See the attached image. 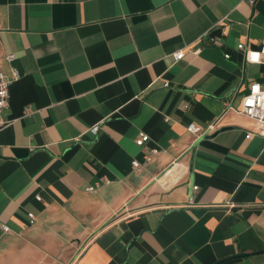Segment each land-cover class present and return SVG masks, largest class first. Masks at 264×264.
I'll list each match as a JSON object with an SVG mask.
<instances>
[{
  "label": "crops",
  "instance_id": "1",
  "mask_svg": "<svg viewBox=\"0 0 264 264\" xmlns=\"http://www.w3.org/2000/svg\"><path fill=\"white\" fill-rule=\"evenodd\" d=\"M237 45L264 0H0V264H264V138L235 111L264 64Z\"/></svg>",
  "mask_w": 264,
  "mask_h": 264
},
{
  "label": "built area",
  "instance_id": "2",
  "mask_svg": "<svg viewBox=\"0 0 264 264\" xmlns=\"http://www.w3.org/2000/svg\"><path fill=\"white\" fill-rule=\"evenodd\" d=\"M238 2H245L249 5L253 4L255 0H237ZM206 40L210 45H217L219 43L218 39H214L212 37L207 36V34H203L198 40ZM236 49L244 54L245 61L249 64H264V45L260 46L258 49L250 50L245 49L242 45H237ZM197 50H194L193 53H196ZM183 51L179 50L172 54L173 61H178L182 58ZM228 54H224L223 58L228 59ZM12 58L10 55L6 56V60L10 61ZM10 82L5 78L4 74L0 71V128H3L6 123L2 120L1 114L7 108L8 104V86ZM166 85V84H165ZM227 109H231L227 106ZM239 115L244 116L250 120H252L257 128V134L264 138V89L261 88L257 83L250 84L247 87L246 93L242 96L240 100V105L237 110H235ZM214 124L206 126L203 130L199 127L188 124L184 127V130L189 134L193 135L195 138L205 135L209 132ZM92 132H96L97 127L93 126L90 128ZM148 140V137L139 133L137 138L134 141V144L137 147H142L143 144ZM150 155L156 154V150H150ZM150 156H144V160L148 161ZM131 167L134 170H137L139 164L136 161L131 162ZM97 187V184H93L90 186H86L84 191L87 193L93 192ZM192 191L196 190V186L191 187ZM193 203L192 198L187 196L186 205L190 206ZM34 222V217L32 214H27V224L31 225ZM2 232H7V227L3 226L1 228Z\"/></svg>",
  "mask_w": 264,
  "mask_h": 264
},
{
  "label": "water",
  "instance_id": "3",
  "mask_svg": "<svg viewBox=\"0 0 264 264\" xmlns=\"http://www.w3.org/2000/svg\"><path fill=\"white\" fill-rule=\"evenodd\" d=\"M243 255H236V256H233L234 258H238V257H242Z\"/></svg>",
  "mask_w": 264,
  "mask_h": 264
}]
</instances>
